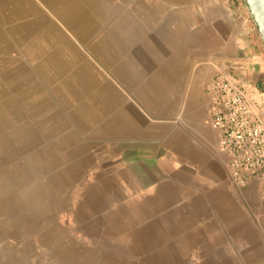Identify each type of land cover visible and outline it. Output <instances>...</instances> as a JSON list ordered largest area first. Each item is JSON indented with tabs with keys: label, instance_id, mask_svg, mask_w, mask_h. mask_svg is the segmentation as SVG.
Returning a JSON list of instances; mask_svg holds the SVG:
<instances>
[{
	"label": "rangeland",
	"instance_id": "1",
	"mask_svg": "<svg viewBox=\"0 0 264 264\" xmlns=\"http://www.w3.org/2000/svg\"><path fill=\"white\" fill-rule=\"evenodd\" d=\"M122 2L115 18L118 0H89L91 27L72 37L70 0H0V264H60V243H104L101 222L82 219L92 166L154 131L191 148L190 107L211 119L206 87L227 74L194 43L170 59L147 33V1ZM186 8L170 4L169 21L189 27Z\"/></svg>",
	"mask_w": 264,
	"mask_h": 264
},
{
	"label": "crops",
	"instance_id": "2",
	"mask_svg": "<svg viewBox=\"0 0 264 264\" xmlns=\"http://www.w3.org/2000/svg\"><path fill=\"white\" fill-rule=\"evenodd\" d=\"M146 1L147 33L170 59L194 43L208 52L210 67L264 92V43L242 0H187L189 27L169 21L177 0ZM70 2L73 24L66 26L75 37L79 27H91L96 8L89 0ZM117 4L114 17L121 18L128 4ZM187 116L195 133L188 135L191 148L177 147L180 137L168 131L114 141L120 147L92 166V192L81 201L84 223L99 220L105 242L60 243L53 258L60 264H264L263 184L237 188L211 119L195 105Z\"/></svg>",
	"mask_w": 264,
	"mask_h": 264
},
{
	"label": "built area",
	"instance_id": "3",
	"mask_svg": "<svg viewBox=\"0 0 264 264\" xmlns=\"http://www.w3.org/2000/svg\"><path fill=\"white\" fill-rule=\"evenodd\" d=\"M206 93L219 149L229 156L232 182L240 189L250 181L264 186V92L238 77L220 74Z\"/></svg>",
	"mask_w": 264,
	"mask_h": 264
},
{
	"label": "water",
	"instance_id": "4",
	"mask_svg": "<svg viewBox=\"0 0 264 264\" xmlns=\"http://www.w3.org/2000/svg\"><path fill=\"white\" fill-rule=\"evenodd\" d=\"M255 29L264 43V0H242Z\"/></svg>",
	"mask_w": 264,
	"mask_h": 264
},
{
	"label": "bare ground",
	"instance_id": "5",
	"mask_svg": "<svg viewBox=\"0 0 264 264\" xmlns=\"http://www.w3.org/2000/svg\"><path fill=\"white\" fill-rule=\"evenodd\" d=\"M34 27V26H33ZM8 182V181H7ZM7 191V190H6ZM8 200V199H7ZM5 201V200H4ZM12 202H13V200H12ZM8 203V202H7ZM16 213V212H15ZM20 226V225H19ZM25 227V226H24ZM23 228V227H22ZM66 248V247H65ZM67 249V248H66ZM65 250V249H64ZM70 252V251H69ZM24 253V252H23ZM21 255H22V253H21ZM4 257V256H3ZM20 258V257H19ZM26 258V257H25ZM9 260H10V258H9Z\"/></svg>",
	"mask_w": 264,
	"mask_h": 264
}]
</instances>
